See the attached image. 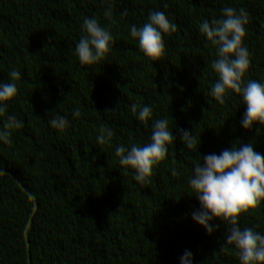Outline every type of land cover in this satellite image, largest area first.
Returning a JSON list of instances; mask_svg holds the SVG:
<instances>
[{
	"label": "trees",
	"instance_id": "trees-1",
	"mask_svg": "<svg viewBox=\"0 0 264 264\" xmlns=\"http://www.w3.org/2000/svg\"><path fill=\"white\" fill-rule=\"evenodd\" d=\"M225 7L248 13L244 81L264 83V0H0V83L12 82V70L21 74L0 129L9 115L24 125L11 145L0 142V264H181L185 251L192 264H240L234 247L220 251L229 225L213 219L209 234L192 219L200 204L188 183L195 162L237 143L264 156V127H242V97L229 92L220 104L210 94L217 53L199 25L223 18ZM154 11L177 26L163 34L158 61L130 35ZM85 18L114 38L93 65H81L75 51ZM134 103L152 109L147 122L139 108L131 112ZM52 115L70 126L51 128ZM159 119L169 120L174 144L141 186L115 149L150 143ZM102 125L114 133L104 145ZM180 130L196 136L195 148ZM239 227L264 234V201L241 214Z\"/></svg>",
	"mask_w": 264,
	"mask_h": 264
},
{
	"label": "clouds",
	"instance_id": "clouds-1",
	"mask_svg": "<svg viewBox=\"0 0 264 264\" xmlns=\"http://www.w3.org/2000/svg\"><path fill=\"white\" fill-rule=\"evenodd\" d=\"M108 2L109 0H105V3ZM104 15L111 17L110 6ZM222 17L211 22L203 21L199 25L200 33L216 48L217 53L211 68L218 79L212 86L210 94L220 104L225 103L224 98L229 92L240 95L246 106L241 121L242 127L247 130L256 124L264 127V83L255 80L244 81L250 67L249 51L243 46L245 25L249 23V15L243 8L237 11L225 7L222 10ZM83 30L85 34L75 45L76 55L81 65H93L105 58L111 50L114 38L96 18H85ZM176 30L177 26L164 12L154 11L149 14L148 22L142 27L131 26L130 35L138 40V47L146 58L158 61L165 52L163 34H170ZM9 75L12 82L0 83V116L5 115L7 102L17 95L18 89L14 82L21 78L17 70H12ZM138 108V119L147 122L152 116V109L135 103L130 106L133 114H137ZM80 114V110L75 109L72 115L78 118ZM47 123L60 132L70 126L68 119L59 115H52ZM23 126V122L16 116H7L0 129V142L11 145L12 132ZM113 135L111 128L102 125L97 141L104 145L111 141ZM180 136L187 148L196 147L197 138L192 132L180 130ZM174 140L173 131L169 130V120L159 119L152 125L150 143L143 146L132 144L130 147L120 145L115 149V155L119 158L121 166L134 170V180L144 186L150 182L153 167L168 155V146L173 145ZM235 145L239 147L224 149L219 155L208 154L203 157V163L201 159L195 162L193 175L188 183L199 201L200 210L192 213V219L209 234L214 230L210 224L213 219L229 225L225 244L221 246L220 251L234 247L240 264H264V234L254 231L251 227L243 229L239 227L241 214L259 207L264 201V156L254 151L252 144ZM3 174H6L5 169L0 166V175ZM173 175H176L175 171ZM181 264H192L191 252L185 251L181 257Z\"/></svg>",
	"mask_w": 264,
	"mask_h": 264
}]
</instances>
